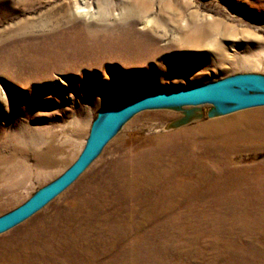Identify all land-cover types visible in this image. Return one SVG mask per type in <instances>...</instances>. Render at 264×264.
<instances>
[{
    "label": "rangeland",
    "instance_id": "1",
    "mask_svg": "<svg viewBox=\"0 0 264 264\" xmlns=\"http://www.w3.org/2000/svg\"><path fill=\"white\" fill-rule=\"evenodd\" d=\"M75 3L86 4L87 14ZM245 73L264 79V0H0V215L65 170L98 112L129 92ZM227 119L233 120L224 126ZM257 129L264 131V105L140 109L66 187L0 232V244L37 233L46 221L41 235L54 233V242L72 234L88 249L104 246L111 232L103 226L114 218L135 225L148 203L157 202L159 189L169 200L168 188L190 180L196 195L179 235L139 252L130 246L141 232L132 233L94 264H125L122 258L127 264H212L213 257L215 264H258L248 254L264 251V147L243 137ZM181 153L199 158V168L184 170V162L178 172ZM118 183L128 189L121 198ZM95 197L106 200L97 215L67 217L76 202ZM237 237L248 246H224ZM125 250L128 257H122ZM16 258L9 262L34 264L32 254L18 251Z\"/></svg>",
    "mask_w": 264,
    "mask_h": 264
},
{
    "label": "bare ground",
    "instance_id": "2",
    "mask_svg": "<svg viewBox=\"0 0 264 264\" xmlns=\"http://www.w3.org/2000/svg\"><path fill=\"white\" fill-rule=\"evenodd\" d=\"M85 2V1H84ZM75 9H77L78 13H86L88 12V6L86 4L78 5L75 3ZM87 6V7H86ZM86 8V9H85ZM67 15V16H66ZM64 15L65 17H69L68 14ZM72 39V38H71ZM60 40H66L65 38H61ZM68 40V38H67ZM137 90V89H135ZM134 91V90H133ZM105 94L107 93V88L104 90ZM233 119H227L223 120L222 124L224 126H229L231 121ZM236 120V119H234ZM238 122H236L237 124ZM221 124V125H222ZM239 124V123H238ZM222 125V126H223ZM263 129V128H262ZM262 129L253 130L250 135L243 136L247 137L249 139H256L257 141L252 142V145L255 148H262L264 147V131ZM210 135V134H209ZM212 137V136H211ZM214 137V136H213ZM236 144H244L243 142L237 141ZM184 148V147H183ZM228 150V149H226ZM189 150H186L185 152L188 153ZM182 154V153H181ZM187 156V155H186ZM189 159L184 158V155L182 154L181 157L177 156V162H178V172L181 171L182 165H184V170L187 169L189 171H192V169L199 168L198 159L195 158L194 155H188ZM177 172V174H178ZM169 176H173V172L169 171ZM163 179H166L167 181H163V183H167L171 180L167 177H163ZM193 182V181H192ZM190 180H186L185 184H178L176 186H171L169 189L171 195H168L169 200L165 197V190H160L157 195V202H150L148 203V209L145 212V214L140 215L139 221L135 222V225L131 222H128L125 219L121 218H114L115 223L111 226H103L102 228L107 231L111 232V236L108 240V243L104 241V246L98 244L97 246L87 245L89 247L86 248L82 241L80 240L81 237L77 235H73V237L70 238L72 235H68V233H60V236L65 238L67 236L68 240L67 242L59 243L57 241L54 242L55 236L54 233H46V235H41L44 231V224L40 225L39 229H37V233L35 231H27L22 233L21 235H18L11 239L10 241H3L0 244V261L2 262H14L16 258V252L19 251V253H29L34 256V264H94L97 263V258H100L102 256H106L107 253L111 250H114L113 248L123 246V241L125 242L130 235H133L132 233L141 232V234H138V242L134 245H131L130 247L136 251L143 252L146 249L151 248H157L161 242L163 237H166L168 235L170 236H176L179 235L181 232V222L180 220L184 219L183 216H189L192 214V202L195 200V191L190 186L192 183ZM228 181L224 180L222 184H227ZM119 184V183H118ZM162 184V185H164ZM122 185L121 190L123 192H120L121 195L119 198L122 197V195L126 194V191H128L126 184H119ZM129 185V184H128ZM117 197L114 195L111 197L112 199H116ZM118 198V199H119ZM104 199V198H103ZM166 200V201H163ZM104 201H106L104 199ZM104 201H102L101 198L95 197L89 200H83L79 203L76 202L75 206L70 210L71 214L67 217H70V220H74L76 218H84L85 220H89L91 217L97 215V213L102 210V204H106ZM188 201V202H187ZM186 202V203H185ZM80 204V205H79ZM88 206L86 210H84V206ZM83 206V208L80 209V207ZM114 206V205H113ZM183 206V207H182ZM109 217L107 215L104 219ZM50 221V220H49ZM104 222L107 220H103ZM127 223H129L131 226H129ZM56 229V228H53ZM79 228L74 229V234L79 233ZM66 232V230H65ZM73 233V231H72ZM220 233L222 234V229H219V233H217L219 236ZM47 237V238H45ZM239 237H242L241 235ZM237 237V241H232L229 244H225V247L232 248L233 246H245L242 242V238ZM220 238V237H219ZM217 238V239H219ZM244 239V238H243ZM246 242L247 239H244ZM262 243L264 244V239H261ZM215 246L219 247L221 243H218V240L214 241ZM217 244V245H216ZM248 246V245H246ZM264 246V245H263ZM262 247V246H260ZM248 248V247H246ZM253 248V247H251ZM263 249V248H262ZM261 249V252L256 255V258L253 254H248L252 257L251 263L254 261L258 262V264L264 263V251ZM82 252H86L85 254L88 256L82 255ZM130 251L125 250L121 254L122 257H128V254ZM89 253V254H88ZM258 257L262 258L260 261L258 260ZM7 260V261H6ZM124 260V263L127 264V258H122ZM218 261V257H213L211 259V263L215 264V262ZM237 261L243 262L244 260L242 258H238ZM248 261H244L246 263ZM10 264H14L9 262ZM31 264L30 262H28ZM106 264H110L109 262H104Z\"/></svg>",
    "mask_w": 264,
    "mask_h": 264
},
{
    "label": "water",
    "instance_id": "3",
    "mask_svg": "<svg viewBox=\"0 0 264 264\" xmlns=\"http://www.w3.org/2000/svg\"><path fill=\"white\" fill-rule=\"evenodd\" d=\"M203 102L224 103L232 109L264 105V79L258 74L245 73L191 87L153 86L129 92L115 104L98 112L81 150L65 170L21 204L0 215V232L28 217L66 187L132 113L143 108Z\"/></svg>",
    "mask_w": 264,
    "mask_h": 264
}]
</instances>
